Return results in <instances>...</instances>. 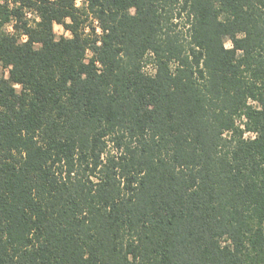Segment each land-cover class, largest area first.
Segmentation results:
<instances>
[{
	"label": "trees",
	"instance_id": "obj_1",
	"mask_svg": "<svg viewBox=\"0 0 264 264\" xmlns=\"http://www.w3.org/2000/svg\"><path fill=\"white\" fill-rule=\"evenodd\" d=\"M20 4L0 6V264H264V0Z\"/></svg>",
	"mask_w": 264,
	"mask_h": 264
},
{
	"label": "clouds",
	"instance_id": "obj_2",
	"mask_svg": "<svg viewBox=\"0 0 264 264\" xmlns=\"http://www.w3.org/2000/svg\"><path fill=\"white\" fill-rule=\"evenodd\" d=\"M83 2H85V0H82V3ZM4 3H5V0H0V6H3ZM7 7H8V9H9L10 12L11 11H15V9L21 7L20 0H7ZM22 10L25 13V15H28L29 14V10L28 9L25 8V9H22ZM244 11L247 12L248 9L245 7L244 8ZM129 12H130V14L134 15L135 14V9L132 8V9L129 10ZM31 14L33 16H35V13H31ZM218 19H220V21L223 22L222 16L221 17H218ZM7 27H8V30L9 31L12 30V26L11 25H8ZM57 31L59 32L60 29L57 28ZM97 33L100 34V35L102 34V30L99 27H97ZM246 38H247V33H240L237 36V39H239V40H243V39H246ZM98 46H101V45H98ZM233 47H234V45L231 44V42H229L227 44V48L228 49H232ZM241 53H242V49L241 50H237V54L238 55L241 54ZM92 56H93V54L91 52H86L85 61L92 59ZM96 66H97V68L100 71H102V65L99 64V62H96ZM11 71H12L11 67H8L7 66V68H5L3 66H0V79L8 80L9 79V73ZM100 71H98V74H99ZM81 78L82 79H85L86 78V74H83ZM11 87L13 88L14 92L17 95L20 94L21 88H22V86L20 84H12ZM257 110H264V109H260L259 106H257ZM102 139H103L104 143L107 145V148H106L105 152L104 153H101V159L102 160L105 159V157L107 156L108 152H113V154L114 155H117V156L120 155V154H123V149L122 148H121V150H120L119 153H117V152L114 151V147H113L114 142L113 141L110 142V140H111V137L110 136H105ZM13 154H15V153H13ZM121 186L123 187V183L121 184ZM6 238L7 237L5 236V239ZM230 243H231V241H227V244H230ZM224 246H226V245H224ZM84 259H87V255H85ZM128 261H129V264H131L132 257L130 255L128 256Z\"/></svg>",
	"mask_w": 264,
	"mask_h": 264
},
{
	"label": "rangeland",
	"instance_id": "obj_3",
	"mask_svg": "<svg viewBox=\"0 0 264 264\" xmlns=\"http://www.w3.org/2000/svg\"><path fill=\"white\" fill-rule=\"evenodd\" d=\"M78 4L81 5L82 4V0H78ZM57 28L60 29L59 32L57 31ZM55 30H56V32H57L58 35H61V34H69L68 32L65 31V29L61 25H55ZM147 70L148 71H152V67L151 66H148L147 67Z\"/></svg>",
	"mask_w": 264,
	"mask_h": 264
},
{
	"label": "snow or ice",
	"instance_id": "obj_4",
	"mask_svg": "<svg viewBox=\"0 0 264 264\" xmlns=\"http://www.w3.org/2000/svg\"><path fill=\"white\" fill-rule=\"evenodd\" d=\"M3 7H7V3H5V5H4ZM234 41H239V40H236L235 37H233V40H232L233 45H234ZM230 50H232V49H229V51H230ZM72 175H73V173H72ZM73 176H75V175H73ZM92 182H93V183H99V181L96 180V179H94V178H93V181H92ZM85 215H86V214H85Z\"/></svg>",
	"mask_w": 264,
	"mask_h": 264
}]
</instances>
